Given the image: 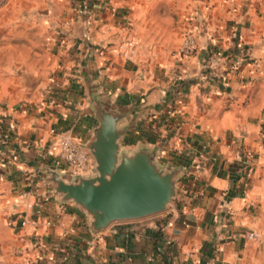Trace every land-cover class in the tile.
I'll return each mask as SVG.
<instances>
[{"label":"crops","instance_id":"0c3cea01","mask_svg":"<svg viewBox=\"0 0 264 264\" xmlns=\"http://www.w3.org/2000/svg\"><path fill=\"white\" fill-rule=\"evenodd\" d=\"M65 11L34 85L0 98V220L13 216L14 264H264V0H106L89 18L71 0ZM186 34L197 48L181 56ZM237 45L246 55L233 70ZM95 101L120 116V154L146 149L176 170L163 212L93 231L39 173H71L52 160L56 133L90 142Z\"/></svg>","mask_w":264,"mask_h":264},{"label":"water","instance_id":"95a60500","mask_svg":"<svg viewBox=\"0 0 264 264\" xmlns=\"http://www.w3.org/2000/svg\"><path fill=\"white\" fill-rule=\"evenodd\" d=\"M99 126L84 143L94 167L92 173L73 174L44 166L39 173L60 201L73 202L89 217V228L100 231L116 221L134 220L166 210L176 196V170L157 167L154 155L140 149L119 153L120 116L94 102Z\"/></svg>","mask_w":264,"mask_h":264},{"label":"rangeland","instance_id":"374dc122","mask_svg":"<svg viewBox=\"0 0 264 264\" xmlns=\"http://www.w3.org/2000/svg\"><path fill=\"white\" fill-rule=\"evenodd\" d=\"M71 0H0V98L27 94L35 79L30 75L48 62L56 41L52 34ZM12 215L0 220V264H14L8 231ZM4 227V228H3Z\"/></svg>","mask_w":264,"mask_h":264},{"label":"built area","instance_id":"2783aa9c","mask_svg":"<svg viewBox=\"0 0 264 264\" xmlns=\"http://www.w3.org/2000/svg\"><path fill=\"white\" fill-rule=\"evenodd\" d=\"M74 1V13L77 17H91L93 13L94 6H105L106 0H73ZM130 41L127 42L130 45ZM197 48L196 38L192 34L184 35L178 54L181 56H187L194 52ZM212 52L216 55H222L220 50H213ZM246 55L245 50L237 45L233 52H228L225 58L230 62V66L233 70L240 68L242 64V59ZM8 144V139L6 135H0V148L6 147ZM55 153L52 154V160L54 164H62L65 170L70 171L75 174L80 171L85 170L91 162V155L84 148V143L78 141L69 131H60L56 133V138L54 142ZM246 155L252 159L253 154L251 152H246ZM28 222L26 220H21L19 226L24 227ZM38 219L32 222V225H37ZM46 227L51 226V222L46 220L43 222ZM42 259L39 257L38 260Z\"/></svg>","mask_w":264,"mask_h":264}]
</instances>
